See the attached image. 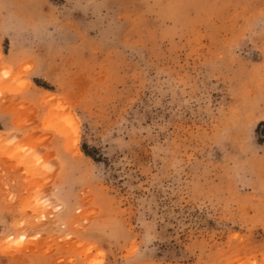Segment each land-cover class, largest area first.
Listing matches in <instances>:
<instances>
[{
	"label": "rangeland",
	"instance_id": "obj_1",
	"mask_svg": "<svg viewBox=\"0 0 264 264\" xmlns=\"http://www.w3.org/2000/svg\"><path fill=\"white\" fill-rule=\"evenodd\" d=\"M0 264H264V0H0Z\"/></svg>",
	"mask_w": 264,
	"mask_h": 264
},
{
	"label": "trees",
	"instance_id": "obj_2",
	"mask_svg": "<svg viewBox=\"0 0 264 264\" xmlns=\"http://www.w3.org/2000/svg\"><path fill=\"white\" fill-rule=\"evenodd\" d=\"M83 152H84L85 155H88V153L84 149H83Z\"/></svg>",
	"mask_w": 264,
	"mask_h": 264
}]
</instances>
